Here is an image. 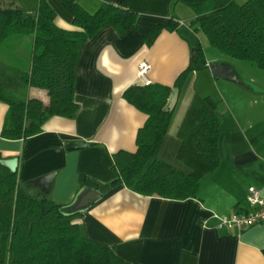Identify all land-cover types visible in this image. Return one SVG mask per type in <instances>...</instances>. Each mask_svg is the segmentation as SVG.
Listing matches in <instances>:
<instances>
[{"label": "crops", "instance_id": "crops-1", "mask_svg": "<svg viewBox=\"0 0 264 264\" xmlns=\"http://www.w3.org/2000/svg\"><path fill=\"white\" fill-rule=\"evenodd\" d=\"M17 1L27 11L38 6V0ZM47 2L56 13V25L73 29L72 15L61 2ZM77 2L89 12L103 2L135 11L137 27L119 34L107 26L81 44L74 89L79 107L74 118L51 117L42 132L25 140L0 136L3 158H17L19 182L34 181L35 192L46 189L47 196L67 210L83 190L81 184L86 177L101 183L114 179V152L135 150L137 130L145 115L122 94L129 86L142 83L137 76L140 63L149 64L150 82L169 86L188 65L192 50L177 31L162 30L151 46L145 44L144 36L170 17L186 25L196 16L181 0ZM32 52V35L7 39L0 44V55L5 54L0 63L26 71ZM204 54L207 66L186 78L159 151L160 159L188 172L189 168L178 159L181 121L194 92L218 101L223 114L218 140L220 160L202 178L197 197L174 200L143 196L119 185L104 191L81 210L76 220L85 237L113 246L126 261L264 264V223L241 231L217 228L218 216L251 209L246 199L249 186L260 188L264 196V69L247 60L233 63L222 57L210 59L205 50ZM217 62L230 64L237 80L214 77L209 64ZM213 86L218 92H211ZM27 95L48 101L43 89L29 87ZM7 108L0 101V133ZM78 140L85 141V146L68 147ZM49 173H54L49 186L36 180Z\"/></svg>", "mask_w": 264, "mask_h": 264}, {"label": "trees", "instance_id": "trees-1", "mask_svg": "<svg viewBox=\"0 0 264 264\" xmlns=\"http://www.w3.org/2000/svg\"><path fill=\"white\" fill-rule=\"evenodd\" d=\"M59 1L72 15L71 30L56 25V13L47 0H38L34 11H27L17 0H0V44L16 36H33L26 71L0 63V101L8 106L2 138L25 140L42 132L51 117L74 118L79 107L74 89L81 44L107 26L119 34L137 27L135 11L110 2L89 12L77 0ZM181 1L196 16L186 25L170 17L146 34L144 42L151 46L162 30L177 31L194 50L187 67L171 86L137 83L124 90L122 97L145 115L135 150L112 154L113 180L101 183L86 177L81 188L102 194L123 185L143 196L184 200L197 197L202 178L217 167L223 119L218 101L194 92L181 121L178 159L188 172L159 158L175 105L165 108L171 89L176 88L179 96L188 75L207 66L198 32L223 54L264 69V0ZM29 87L45 90L47 103L29 97ZM33 182L20 183L17 170L0 163V264H139L121 258L113 246L85 237L76 222L81 210H67L52 201L46 189L35 192Z\"/></svg>", "mask_w": 264, "mask_h": 264}, {"label": "water", "instance_id": "water-1", "mask_svg": "<svg viewBox=\"0 0 264 264\" xmlns=\"http://www.w3.org/2000/svg\"><path fill=\"white\" fill-rule=\"evenodd\" d=\"M194 50H192L193 52ZM209 70L211 74L214 77H219L223 79L228 80H237V74L233 67L226 63V62H217V63H211L209 64ZM177 89L172 88L171 93L168 99V104L165 108V110H169L172 108L176 96H177ZM85 141H73L71 142L68 147L69 148H75V147H83L85 146ZM0 163L8 167L11 171H16L17 169V158L16 157H8V158H2L0 159ZM54 173H49L39 179L42 183H47V185H50L51 179L53 177ZM37 182V181H36ZM101 196V192H99L96 189L93 188H85L81 191V193L77 196L75 202L73 205L69 208V211H76V210H83L87 208L90 204H92L96 199H98Z\"/></svg>", "mask_w": 264, "mask_h": 264}, {"label": "built area", "instance_id": "built-area-1", "mask_svg": "<svg viewBox=\"0 0 264 264\" xmlns=\"http://www.w3.org/2000/svg\"><path fill=\"white\" fill-rule=\"evenodd\" d=\"M149 64L146 62L140 63L137 71V76L143 84H149L147 72ZM246 199L251 209L246 211H235L230 215L218 216L217 228L236 229L241 231L249 226L258 223H264V196L261 189L253 185L247 188Z\"/></svg>", "mask_w": 264, "mask_h": 264}, {"label": "rangeland", "instance_id": "rangeland-1", "mask_svg": "<svg viewBox=\"0 0 264 264\" xmlns=\"http://www.w3.org/2000/svg\"><path fill=\"white\" fill-rule=\"evenodd\" d=\"M238 2H239V1H238ZM240 2H244V1H241V0H240ZM0 4H1V3H0ZM240 4H241V3H240ZM197 36H198V38L200 39V41L202 42V44H203L202 47H204L205 53L207 54L208 58L211 59V58H215V57H222L223 60H227L228 62H229V61H230V62H233V63H234V61H240V62H243V60H236V59H234V58H231V57H229V56L223 54L222 52H220L218 49H216V48H214L213 46H211V45L209 44V42H208L206 36H205L202 32L197 33ZM10 49H11V48H10ZM0 57H3V59H4L5 54H3V56L0 55ZM11 63H12V62H11ZM243 63H246V62H243ZM242 71H243V70H242ZM243 72H245V71H243ZM213 87H214V86H213ZM211 92H212V93H215V92H218V90H217L216 87H214V88H213V91H211Z\"/></svg>", "mask_w": 264, "mask_h": 264}]
</instances>
